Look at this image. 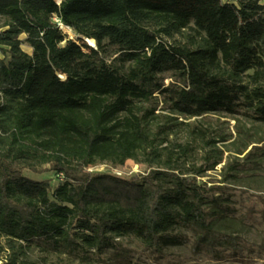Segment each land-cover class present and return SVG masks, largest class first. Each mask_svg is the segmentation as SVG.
<instances>
[{"label":"trees","instance_id":"1","mask_svg":"<svg viewBox=\"0 0 264 264\" xmlns=\"http://www.w3.org/2000/svg\"><path fill=\"white\" fill-rule=\"evenodd\" d=\"M261 1L0 0L1 264L88 262L127 238L160 255L187 243L176 230L197 253L237 245L223 199L197 182L222 152L189 176L176 165L190 147L169 137L210 114L264 126ZM140 158L141 177L81 174ZM44 165L63 175L53 190L24 175Z\"/></svg>","mask_w":264,"mask_h":264},{"label":"rangeland","instance_id":"2","mask_svg":"<svg viewBox=\"0 0 264 264\" xmlns=\"http://www.w3.org/2000/svg\"><path fill=\"white\" fill-rule=\"evenodd\" d=\"M221 1L235 3V0ZM261 4L264 5V0ZM60 29L66 38L80 44L70 29L61 26ZM22 50L31 53L26 45H22ZM170 81L171 78L167 76L164 85ZM157 99V112L167 114L165 102L161 97ZM179 121L184 125L169 138L176 144L188 145L190 150L181 156L176 165L177 172L193 176L194 170L210 165L218 157L219 151L222 152L221 161L213 170H207L197 177V182L223 199L228 217L235 224L230 232H234L232 236L237 245H225L214 253H197L193 249V235L186 230H176L174 233L185 236L187 243L165 249L160 255L151 254L137 239L127 238L121 240L118 250H106L98 259L90 258L88 262L76 261L73 264H264V126L246 121L239 115L210 114L203 119L180 118ZM199 128L204 131V138L196 137L195 132ZM247 129L251 130L254 142L257 138L263 141L252 144L240 155L237 153L243 141L240 136ZM223 139L226 141H221ZM209 140H214V143L208 144ZM250 150L252 153L247 156ZM147 172V164L140 158L138 162L129 160L117 169L108 164H99L82 170L81 174H109L131 179L144 176ZM24 175L35 181L49 182L52 190L61 182L45 165L39 173L24 171ZM58 261L54 258L48 264H57Z\"/></svg>","mask_w":264,"mask_h":264},{"label":"built area","instance_id":"3","mask_svg":"<svg viewBox=\"0 0 264 264\" xmlns=\"http://www.w3.org/2000/svg\"><path fill=\"white\" fill-rule=\"evenodd\" d=\"M228 4H230V3H228ZM88 44H89V43H88ZM56 176H57V178H59L60 181L63 180V175H62V174H58V175H56ZM0 264H1V262H0Z\"/></svg>","mask_w":264,"mask_h":264},{"label":"bare ground","instance_id":"4","mask_svg":"<svg viewBox=\"0 0 264 264\" xmlns=\"http://www.w3.org/2000/svg\"><path fill=\"white\" fill-rule=\"evenodd\" d=\"M88 43L91 45V46H94V42L92 40H88Z\"/></svg>","mask_w":264,"mask_h":264},{"label":"water","instance_id":"5","mask_svg":"<svg viewBox=\"0 0 264 264\" xmlns=\"http://www.w3.org/2000/svg\"><path fill=\"white\" fill-rule=\"evenodd\" d=\"M86 42H88L87 40H85ZM95 44V43H94ZM89 45V44H88ZM90 46V45H89ZM91 47H94V46H91Z\"/></svg>","mask_w":264,"mask_h":264}]
</instances>
